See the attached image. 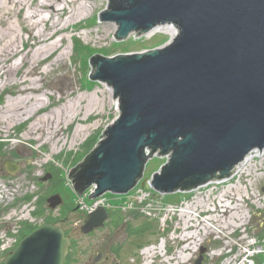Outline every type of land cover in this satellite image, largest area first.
<instances>
[{
  "label": "water",
  "instance_id": "1",
  "mask_svg": "<svg viewBox=\"0 0 264 264\" xmlns=\"http://www.w3.org/2000/svg\"><path fill=\"white\" fill-rule=\"evenodd\" d=\"M100 20L118 25V41L164 25L176 35L150 51L91 58L90 79L113 88L120 115L71 170L78 195L93 185L91 200L128 195L155 156L168 160L153 174V189L190 193L231 179L253 150L264 149V0H109ZM5 169L15 175L20 166L7 162ZM49 204L56 210L64 199L59 194ZM107 216L103 208L89 214L82 233ZM70 246L62 228L46 224L5 264H64ZM206 253L195 264H204Z\"/></svg>",
  "mask_w": 264,
  "mask_h": 264
},
{
  "label": "rangeland",
  "instance_id": "2",
  "mask_svg": "<svg viewBox=\"0 0 264 264\" xmlns=\"http://www.w3.org/2000/svg\"><path fill=\"white\" fill-rule=\"evenodd\" d=\"M20 1L24 5H32L34 2V0ZM38 1L36 0L34 7L39 5ZM80 3L88 5V18L80 21L78 24H82L78 25L79 27H71L67 32L56 37L58 43L63 40L62 43H59L57 53L40 66L35 65L44 72L43 76L30 77L38 80V86L41 87V90L32 96L47 94L44 97L47 103L45 109L33 119L16 123L13 128L6 130L7 123L2 120L3 114L6 112L5 106L9 100L21 96L19 94L21 89L14 86V82H6L0 77V144H4L0 154V226L9 225L8 230L0 231V241L6 247L11 246L14 242V234L20 238L27 232L29 226L43 225L47 218L61 216L64 208L52 211L47 202L52 194L58 192L65 199V210L70 209L67 218L58 225L70 233V239L75 245L71 255V263L73 259L76 261L73 264H86L87 257L93 253L94 240L82 233L81 229L86 221V216L76 205L78 194L69 178V173L75 168L73 161L84 160L101 142L107 127L113 124L120 115L119 102L114 99V93L113 96L110 94V87L90 79V75L94 71L90 60L96 55L114 57L121 54L150 51L169 44L176 35L173 36L164 30L165 32L156 35H151L152 33L143 36L132 34L128 39L118 41L115 38L119 29L118 25L114 22H101L100 20L101 13L108 8L109 0H80L77 4L68 6L67 9H76ZM27 11V6L10 4L0 12V19L4 17L6 21L9 19L10 22H8L15 28L18 48L23 50L24 43L29 44L24 48V54L35 48L32 46L35 41L30 39L29 32L26 30L31 26V20H25ZM43 28V25L40 26L38 31H43ZM101 36H104L103 40H100ZM78 42L81 45L75 52V45ZM60 54H64V57L57 61L56 58ZM20 60L18 56L11 60L12 62H6V65H11L13 61L19 63ZM29 68V65L23 67L22 75ZM15 79L18 80L20 77H15ZM96 93L99 94L103 105L99 106L92 115H88L87 106L90 97L92 94L95 96ZM81 99L83 102L77 103V100ZM70 102L73 103V112L71 108L64 109L65 113L60 127L62 132L59 138L50 140L49 136L47 137L48 133L41 131L36 135L29 136V129L35 119L70 105ZM74 103L76 104L74 105ZM78 128L87 129V131L76 138L75 132ZM46 138H49V141L46 142L48 140ZM56 142L58 143L56 144ZM167 160L166 157H154L149 161L142 180L143 183L146 182L147 189V197L144 200L146 209L141 213H133V211L126 213L132 226L143 229L145 242L141 251L137 252L135 262L131 264H151V262L154 264H195L200 258L203 248L207 249V253L204 255V264H240L242 253L239 242L243 240L242 235L240 232L233 231L232 227L226 226L228 219L226 212L229 207H242V200L233 198L232 193H229L231 203L224 198L218 208L211 207L207 217L201 218L202 220L198 219L199 226L202 223L209 226L210 234H207L202 226L197 229L190 228L187 232L184 231L182 229L183 221L180 217L181 212L193 207V204L195 206L199 199L208 196H211V201L214 200V197L220 199V195L228 183L210 184L190 193L162 195L150 188L148 182L153 174L166 164ZM7 162L20 166L17 174L13 175L6 171ZM48 174L52 175L51 179L47 182L41 181L49 176ZM31 195L35 196V199L29 203L27 198ZM125 197L127 196L108 193L99 197L98 200L108 199L113 204H125L128 201ZM39 198L40 204L37 201ZM195 211L193 213L196 216L200 211L205 212L200 207L197 213ZM34 212L39 215L35 216ZM216 216L222 220L223 231H220L218 222L214 221L216 225L211 222ZM252 224L256 228L257 225H260V219H253ZM190 234L195 235L192 236L194 239L186 242L184 237ZM256 234H260L261 237L264 233L257 231ZM198 236L200 237L198 238ZM161 244H165V248L161 246L165 254L164 257L158 256L153 260H147V252L158 248ZM4 245L2 250L6 249ZM6 254L5 252L0 256V264H4L7 260ZM256 264H263L262 257L256 259Z\"/></svg>",
  "mask_w": 264,
  "mask_h": 264
},
{
  "label": "bare ground",
  "instance_id": "3",
  "mask_svg": "<svg viewBox=\"0 0 264 264\" xmlns=\"http://www.w3.org/2000/svg\"><path fill=\"white\" fill-rule=\"evenodd\" d=\"M79 1L80 0H39L38 1L39 5L34 7V3L36 2V0H34L32 5L21 4L20 0H0V12L2 9H5L10 4H12L13 6L18 5V4L24 7L27 6L28 11H27V15L25 16V20L27 21L31 20V23H30L31 26L27 27L26 30L29 32L30 39L32 38V40L35 41V43L32 45V46H35V48H33L31 52L24 54L23 50L25 47L29 46V44L24 43L23 50L18 48V40L17 38H15V31H16L15 28L12 26L11 23H9L10 22L9 19H8L9 22L4 19L5 17L0 19V77L6 82H14V86L21 89L19 91V94L21 96L15 99L9 100L5 106L6 112H4L2 120L7 123L6 130L13 128L16 125V123H20L21 121H27V120L33 119L34 117H36L37 114H39L43 109L47 107V103L44 98L45 96H47L46 93H43V95H40L37 97L32 96L34 94H37L41 90V87L38 86L39 84L38 80H35L34 78H30V77L37 76V75L43 76L44 72L38 69L39 66L42 63H45L48 60H50L51 57L55 53H57L56 51L59 50V43L63 42L62 40L61 42L58 43V41H56V37L59 36L61 33L67 32L71 27H75V26L79 27L82 23L80 25L78 23L88 18L89 7L88 5L84 3L78 4L79 6L76 9H70V10L67 9L68 6L71 7L72 4H77ZM29 7H31V9H29ZM42 25L44 27L43 28L44 30L38 31L39 30L38 28ZM167 26H162L160 28H157L151 33L152 34L160 33V32H165L164 30H167L169 33H171L174 36L176 34L175 28H173L170 25H167ZM82 28H83V25H82ZM107 34H108V31H107ZM103 39H104V36H101L100 40H103ZM18 56L21 59L19 62L20 64L16 61L15 62L13 61L11 65H6V62L14 60V58H17ZM63 57H64V54H60L57 56L56 60L60 61ZM36 64H38L39 66H35ZM26 65H29L30 68L28 71L24 72V74L22 75L21 70ZM13 76L17 78L20 77V79L16 80L15 77L13 78ZM113 93H114L113 88L110 87V94L112 96H113ZM95 96H93L92 94V96L90 97L89 104L87 106L88 115L89 114L92 115L93 112L96 111L99 106L101 107L103 105V103L99 99V94L96 93ZM77 101H78L77 103L80 102L81 104L83 102V99H81L80 101L79 100ZM75 104L76 103H74V105ZM66 108H71V111L73 112L72 110L73 103H71L70 105H66L63 108L56 109L50 112L49 114L43 115L42 117L38 119H35L34 122L32 123L31 129H29V132H28L29 136L31 137L33 135H36L39 131H41L42 133L43 132L48 133L47 137L49 136L50 140H53L56 137L59 138L62 132L60 127L63 121L62 118L65 113L64 109ZM86 131L87 129L78 128L75 132V137L76 138L79 137L82 133ZM49 138H46L48 139L46 140V142L49 141ZM57 143L58 142H56V144ZM155 157H159V156H155ZM149 181H151V185H152L153 178H150ZM92 190L96 191L97 186L96 185L91 186L86 192L92 191ZM56 195H59V194H56ZM52 197L53 196L47 199L48 204H49V199ZM214 206H215L214 201H211V196H208V197L199 199L195 203V206L193 205V207L191 208L189 207L187 208V210L184 209L180 214V217L182 218V221H183L182 229L187 232L190 228L191 229L199 228L200 226L198 224V221L196 220L197 217L193 213V211L196 210L195 211L196 213L199 207L210 210L211 207H214ZM214 221L220 224L219 226L221 229L220 231H223V227H222L223 224L221 222L222 221L221 218L216 216V218H214L213 221L211 220V222L214 225H216ZM43 225H46V224H43ZM202 226L204 228L203 230L207 231V234H210L209 226L205 223ZM192 236H195V235L194 234L186 235L184 239L186 240V242H189L190 240L194 239L192 238ZM16 237L18 238V236ZM199 237L200 236H198V238ZM2 251L3 253L5 252L8 253L6 249ZM164 255L165 254L162 248L161 249H151L150 251L147 252L146 258L147 260L149 259L153 260L158 256L164 257ZM9 257H10V254H9ZM151 264H154V263L151 262Z\"/></svg>",
  "mask_w": 264,
  "mask_h": 264
},
{
  "label": "built area",
  "instance_id": "4",
  "mask_svg": "<svg viewBox=\"0 0 264 264\" xmlns=\"http://www.w3.org/2000/svg\"><path fill=\"white\" fill-rule=\"evenodd\" d=\"M226 183H228V185L224 188V192L220 195V199L214 197V207L218 208L223 203L224 198L227 202L231 203L232 200L229 197V193H232L233 198L242 200V207H229V210L226 212L228 217L226 226L232 227L233 231L240 232L242 235L243 240L239 242L242 253L240 264H256V259L259 257H262L264 264V234L261 235V237L260 234H256L257 231L264 233V149L253 150L245 160L238 165L231 179L213 182L211 184L221 185ZM148 186L152 188L151 181L148 182ZM146 191L145 182L144 185L140 184L136 188L135 192L128 198L125 204L122 203L120 206L116 207L112 206V204L105 199L98 200L92 205H89L86 203L85 198H79L78 205L87 213H92L100 207L109 209L117 208L123 211L141 213L146 209V202L144 201L147 197ZM93 192L94 190L90 191V193ZM202 209L205 210V212L200 211L198 213V216H196L198 222V219L202 220L201 218L207 217L209 212L208 209ZM150 215L152 214L150 213ZM256 218L260 219V225L254 228L252 221ZM203 224L204 223H202V225ZM164 245L165 244H161L159 247Z\"/></svg>",
  "mask_w": 264,
  "mask_h": 264
},
{
  "label": "flooded vegetation",
  "instance_id": "5",
  "mask_svg": "<svg viewBox=\"0 0 264 264\" xmlns=\"http://www.w3.org/2000/svg\"><path fill=\"white\" fill-rule=\"evenodd\" d=\"M56 194L60 193L56 192L51 196ZM107 215L103 226L87 235L94 240V244L93 253L87 257L86 264H131L135 262L137 252H140V248L145 245L143 229L132 226L130 218L120 211H109ZM73 251L72 242L64 264L76 263L74 259L71 263Z\"/></svg>",
  "mask_w": 264,
  "mask_h": 264
},
{
  "label": "trees",
  "instance_id": "6",
  "mask_svg": "<svg viewBox=\"0 0 264 264\" xmlns=\"http://www.w3.org/2000/svg\"><path fill=\"white\" fill-rule=\"evenodd\" d=\"M80 45H81V44H80L79 42L75 45V52L79 50ZM92 84H94V83H92ZM3 147H4V144H0V154H1V150L3 149ZM82 160H83V159H80V160H78V159H77V160H74V161H73L74 166L78 165V163H80ZM34 199H35V196L31 195V196H29V197L27 198V202L32 203ZM37 201L39 202V204L41 203L40 198H39V200H37ZM69 210H70L69 208H68L67 210H65V208H64V210H63L61 216H58V217H49V218L46 219V221L44 222V224H52V225L57 226L59 223H63L64 220L67 218V216H68V214H69ZM34 215L37 216V215H39V214H37V212H34ZM36 229H37V228L34 227V226H29V227L27 228V232L24 233L23 235H21L20 238H18V239H19V243H20L21 240H23L26 236H28L29 234H31V233H32L33 231H35ZM65 232H66V236H70V233L67 232V230H66ZM74 246H75V245H74ZM141 248H142V247H141ZM141 248H140V249H141ZM2 252H3V251H2V242L0 241V256L3 255ZM6 257H7V258L9 257V253L6 254Z\"/></svg>",
  "mask_w": 264,
  "mask_h": 264
}]
</instances>
